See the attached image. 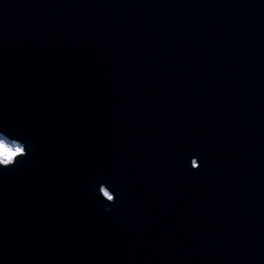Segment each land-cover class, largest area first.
<instances>
[{
  "label": "water",
  "instance_id": "obj_1",
  "mask_svg": "<svg viewBox=\"0 0 264 264\" xmlns=\"http://www.w3.org/2000/svg\"><path fill=\"white\" fill-rule=\"evenodd\" d=\"M0 136V264H264V0H0Z\"/></svg>",
  "mask_w": 264,
  "mask_h": 264
},
{
  "label": "clouds",
  "instance_id": "obj_2",
  "mask_svg": "<svg viewBox=\"0 0 264 264\" xmlns=\"http://www.w3.org/2000/svg\"><path fill=\"white\" fill-rule=\"evenodd\" d=\"M27 146V143L20 139L0 138V160H3V164H0V169L15 168L17 160L27 155ZM117 202L118 197L114 203L108 204H116Z\"/></svg>",
  "mask_w": 264,
  "mask_h": 264
},
{
  "label": "bare ground",
  "instance_id": "obj_3",
  "mask_svg": "<svg viewBox=\"0 0 264 264\" xmlns=\"http://www.w3.org/2000/svg\"><path fill=\"white\" fill-rule=\"evenodd\" d=\"M0 138H4V137H1ZM1 161V160H0ZM2 162V161H1ZM102 193L105 195V197L108 199V200H111V201H114V196L112 194H110V192L108 191V189L106 188L105 185H102ZM107 193V194H106ZM111 197V198H109Z\"/></svg>",
  "mask_w": 264,
  "mask_h": 264
},
{
  "label": "rangeland",
  "instance_id": "obj_4",
  "mask_svg": "<svg viewBox=\"0 0 264 264\" xmlns=\"http://www.w3.org/2000/svg\"><path fill=\"white\" fill-rule=\"evenodd\" d=\"M3 162V160H1Z\"/></svg>",
  "mask_w": 264,
  "mask_h": 264
},
{
  "label": "snow or ice",
  "instance_id": "obj_5",
  "mask_svg": "<svg viewBox=\"0 0 264 264\" xmlns=\"http://www.w3.org/2000/svg\"><path fill=\"white\" fill-rule=\"evenodd\" d=\"M107 194V193H106ZM109 198H111V197H109Z\"/></svg>",
  "mask_w": 264,
  "mask_h": 264
}]
</instances>
